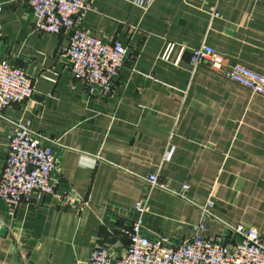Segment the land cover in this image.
Returning a JSON list of instances; mask_svg holds the SVG:
<instances>
[{"label": "crops", "instance_id": "1", "mask_svg": "<svg viewBox=\"0 0 264 264\" xmlns=\"http://www.w3.org/2000/svg\"><path fill=\"white\" fill-rule=\"evenodd\" d=\"M81 25L129 49L111 94L74 78L63 56L68 33L36 32L27 0H0L3 56L35 80L33 98L6 116L59 142L62 174L56 195L23 202L14 218L0 199V264H82L97 246L124 253L140 217L142 236L181 243L200 222L196 205L209 199L215 218L205 237L231 243L227 225L264 234V97L190 63V51L207 44L264 74V0H156L147 9L91 0ZM52 71L56 84L44 78ZM8 130L0 119V176ZM151 174L175 193L189 185L190 201L149 192ZM142 200L150 206L143 216L135 209Z\"/></svg>", "mask_w": 264, "mask_h": 264}, {"label": "built area", "instance_id": "2", "mask_svg": "<svg viewBox=\"0 0 264 264\" xmlns=\"http://www.w3.org/2000/svg\"><path fill=\"white\" fill-rule=\"evenodd\" d=\"M132 1L147 9L156 0ZM27 3L36 32L48 35L68 33L69 44L63 56L69 62L74 78L86 82L92 92L96 89L111 94L130 52L121 41L107 43L81 25L91 9V0H27ZM3 42L0 30V119L9 124L7 155L0 176V199L5 202L7 215L14 218L23 202L56 195L62 174L61 158L55 152L59 142L34 131L28 122L12 121L6 116V111L14 104H23L33 98L35 80L24 68L4 58ZM171 47L172 44H168L162 52V60L169 58ZM190 63L194 70L207 65L232 82L264 97V74L231 63L210 45L193 48ZM51 73L44 78L56 84L60 73ZM173 153L174 148H169L165 159L170 160ZM144 180L149 192L160 189L189 200L187 184L180 193H175L170 187L171 182L162 180L158 174L146 176ZM63 201L67 203L70 199L64 198ZM196 206L200 209L201 219L194 226L195 233L184 242L174 243L167 236L154 240L142 236L140 217L127 231L129 245L124 253L97 246L82 264H264V234L254 227L227 225L232 240L229 245H222L203 235L207 220L215 218L212 211L214 201L209 199ZM135 209L141 216L149 213L148 200L137 202Z\"/></svg>", "mask_w": 264, "mask_h": 264}, {"label": "water", "instance_id": "3", "mask_svg": "<svg viewBox=\"0 0 264 264\" xmlns=\"http://www.w3.org/2000/svg\"><path fill=\"white\" fill-rule=\"evenodd\" d=\"M1 203H2V204H5V202H4L3 200H1ZM7 233H8L7 228L3 227L2 230H1V234H2V235H6ZM221 244H222V245H229V244H230V243L226 240V236H225V238H223ZM11 251H12V253H14L15 256L17 257L18 252L16 251L15 246L12 247V250H11Z\"/></svg>", "mask_w": 264, "mask_h": 264}]
</instances>
